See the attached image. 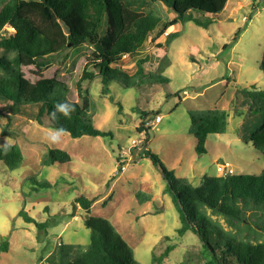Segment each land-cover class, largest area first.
Listing matches in <instances>:
<instances>
[{"label":"rangeland","instance_id":"1","mask_svg":"<svg viewBox=\"0 0 264 264\" xmlns=\"http://www.w3.org/2000/svg\"><path fill=\"white\" fill-rule=\"evenodd\" d=\"M153 8L166 20L175 17L161 3ZM209 22L207 28L180 22L160 39L150 38L139 54L120 59L114 67L141 84L125 87L117 82L109 86L108 94L83 57L94 48H70L50 57L47 69H24L32 82L43 76L63 84L52 94L54 105L67 98L82 101L77 84L86 70L93 78L82 86L91 99L94 126L110 134L80 139L66 134L53 144L48 139L50 128L24 114H10L0 104V148L17 145L24 157L17 169L0 162V246L9 243L8 252L0 251V264H59V244L72 255L86 250L91 235L84 222L88 217L109 220L140 264L204 263L198 237L191 232L178 234L182 223L168 182L144 151L156 155L176 178L194 187L205 177H218L217 168L223 162L232 166L235 175L264 172V156L241 137L264 128V112L252 114L242 93L253 86L264 91V0H229ZM177 33L167 45V35ZM141 59L147 60L146 77L137 75L136 63ZM151 73L162 75L168 83L152 81L147 77ZM214 110L229 113L228 130L210 135L204 150L199 149L191 132L192 114ZM140 111L148 114L144 122L152 121L153 129L144 143L132 146V140L142 141L144 136L137 132ZM157 115L162 117L160 123L155 122ZM50 150L68 153L72 161L47 166ZM32 179L48 181L52 187L33 191ZM80 197L95 201L90 212L76 204ZM22 212L35 222L27 223ZM259 240L264 241V235ZM168 246L175 250L159 262Z\"/></svg>","mask_w":264,"mask_h":264},{"label":"trees","instance_id":"2","mask_svg":"<svg viewBox=\"0 0 264 264\" xmlns=\"http://www.w3.org/2000/svg\"><path fill=\"white\" fill-rule=\"evenodd\" d=\"M229 0H0V104L6 105L10 114H24L36 119L40 126L50 129L64 127L73 139L84 136L106 137L110 133L94 126L90 109L91 99L82 83L92 80L86 70L82 83H78L81 102H67L74 105L70 118L57 113V119L50 118L55 105L51 97L57 85L55 78L40 77L30 81L24 69L36 66L49 68V58L70 48H94L91 53H83L87 67L101 77L103 93L110 92L109 86L121 82L125 87L141 84L129 77L120 68L114 67L120 59L135 56L141 52L146 42L160 39L167 30L180 22H194L207 28L213 15H218ZM163 4L175 17L166 20L153 8ZM209 20L204 22L203 20ZM11 28L12 33L9 31ZM179 34H168L166 44L170 45ZM99 44L104 53L96 49ZM14 53V57L9 55ZM139 60L137 75L146 77L144 64ZM264 73V57L261 64ZM149 79L160 84L168 79L160 74H149ZM67 91V90H66ZM68 93V92H67ZM248 110L255 114L264 112V91L256 86L246 89ZM5 108V107H4ZM253 114V113H252ZM141 126L137 132L147 133L145 120L148 117L140 111ZM229 113L225 110L209 111L201 116L192 114V134L198 140L199 149L210 135L225 134L229 125ZM251 141L254 148L264 156V128L250 135H242ZM144 156L160 168L168 182V191L180 215L182 226L178 234L183 237L191 232L202 245L203 264H264V172L260 175H233L227 177H205L199 187H194L185 179H178L169 172L159 158L150 151ZM24 161L17 145L0 148V162L10 169L19 168ZM72 161L62 150H50L45 164L53 166ZM33 191L51 188L48 181L32 179ZM38 186V187H37ZM95 201L85 197L76 204L90 212ZM77 206L75 205V210ZM27 223L34 219L22 212ZM73 218L76 215H72ZM218 218L224 220L223 223ZM91 231L90 244L86 250L73 255L63 244L60 247L59 264H140L134 250L125 241L116 227L107 219L88 217L84 220ZM226 225V227L224 226ZM43 226V225H40ZM168 240V238H166ZM175 250L168 246L158 258L161 262ZM0 251L8 252L9 243L4 241ZM156 259V258H155ZM186 264V263H184Z\"/></svg>","mask_w":264,"mask_h":264},{"label":"clouds","instance_id":"3","mask_svg":"<svg viewBox=\"0 0 264 264\" xmlns=\"http://www.w3.org/2000/svg\"><path fill=\"white\" fill-rule=\"evenodd\" d=\"M74 111H75L74 105L68 103L67 101H63V102H58L55 105L54 111H52L49 115L50 118L55 121L58 118L57 113L62 114L66 118H70L71 114ZM66 134H68V130L64 127L53 128L50 130L48 139L50 140L51 143L56 144L59 143L61 141V138Z\"/></svg>","mask_w":264,"mask_h":264},{"label":"built area","instance_id":"4","mask_svg":"<svg viewBox=\"0 0 264 264\" xmlns=\"http://www.w3.org/2000/svg\"><path fill=\"white\" fill-rule=\"evenodd\" d=\"M162 121V117L160 115H157L155 117V122L156 123H160ZM152 121H149L146 124V129H153V126H152ZM142 134H144L143 136V140L142 141H137V140H132L131 141V144L132 146H137L138 144H140L141 142L144 143L145 142V138L147 137V133L146 132H143ZM120 169L122 171H124L126 169L125 165L121 166ZM217 172L219 174V177H227V176H233L235 175V171L233 170L232 166L227 163V162H223L221 164L218 165V168H217ZM61 245V244H59Z\"/></svg>","mask_w":264,"mask_h":264},{"label":"water","instance_id":"5","mask_svg":"<svg viewBox=\"0 0 264 264\" xmlns=\"http://www.w3.org/2000/svg\"><path fill=\"white\" fill-rule=\"evenodd\" d=\"M95 49H96L100 54H103V53H104L103 48H102L99 44L96 45Z\"/></svg>","mask_w":264,"mask_h":264},{"label":"crops","instance_id":"6","mask_svg":"<svg viewBox=\"0 0 264 264\" xmlns=\"http://www.w3.org/2000/svg\"><path fill=\"white\" fill-rule=\"evenodd\" d=\"M50 256V255H49Z\"/></svg>","mask_w":264,"mask_h":264}]
</instances>
